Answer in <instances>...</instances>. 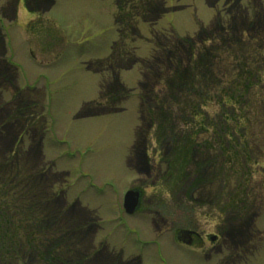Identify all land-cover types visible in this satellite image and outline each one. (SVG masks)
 Returning a JSON list of instances; mask_svg holds the SVG:
<instances>
[{
    "label": "rangeland",
    "instance_id": "rangeland-1",
    "mask_svg": "<svg viewBox=\"0 0 264 264\" xmlns=\"http://www.w3.org/2000/svg\"><path fill=\"white\" fill-rule=\"evenodd\" d=\"M160 3L148 0V17H134L139 33L124 50L139 59L165 53L171 66L177 53L183 65L174 76L177 89L184 88L191 69V88L196 78L197 85L203 81L200 73L207 74L209 58L203 45L221 30L244 36L264 30V0H166L164 14ZM14 4L0 0V187L2 181L15 187L12 195L0 189V219L12 220L15 228L21 223L32 245L9 240L0 246L10 253L6 264H264V213L252 227L248 219L240 226L225 214L222 224L231 248L220 254L210 252L207 242L199 247L174 240L176 228L214 233L218 212L201 202L215 207L236 192L226 185L225 159L214 160L211 128L196 139L209 143L211 151L196 155L191 149L190 136L200 130L191 129L182 102L177 104L179 96L169 95L168 87L158 91L164 88V82L155 84L160 64H140V71L137 64L113 68V78L117 72L133 91L123 98L108 96L112 72L107 65L121 58L113 54L121 45L115 48V0H19L17 12ZM125 61L126 68L134 63ZM142 78L148 88L154 85L159 104L166 103L150 131L147 120L141 123L140 143L148 138L149 164L155 170L151 162L160 161L157 143L168 144L161 157L168 154L169 168L163 164L162 171L169 177L148 185L145 204L127 215L123 196L137 176L126 161L133 159L136 86ZM141 103L147 112V99ZM105 104L107 112L115 107L114 112L96 110ZM186 147L179 164L178 153ZM215 175L218 182L211 184ZM249 179L262 180L255 173ZM252 194L263 210L264 189ZM26 217L28 224L22 223ZM6 229L0 222V235Z\"/></svg>",
    "mask_w": 264,
    "mask_h": 264
},
{
    "label": "trees",
    "instance_id": "trees-1",
    "mask_svg": "<svg viewBox=\"0 0 264 264\" xmlns=\"http://www.w3.org/2000/svg\"><path fill=\"white\" fill-rule=\"evenodd\" d=\"M118 18H120L119 9L116 14L117 22ZM130 21L134 24L133 20ZM227 33L222 31L211 38L207 45H203L202 50L209 56L208 63L205 64L207 74L200 73L203 81L197 85L196 78L192 88L193 70L191 69V77L184 88L182 89L181 85H178L177 89L174 76L178 67L183 66L182 57L177 53L172 56L180 62L178 66L176 61L171 66V58L168 56L166 60L165 53L152 56L145 64L153 62L160 64V77L155 79V84L159 85L160 82H164V88L158 91H163L168 87L169 95H175L176 98L179 96L180 100L177 104L182 102L183 112L190 118L191 129L200 130L190 136V147L196 155L211 151L209 143L196 142L197 137H203L205 129L211 128L213 133L210 137H213L216 147L214 160L219 162V157L225 159V168L223 169L225 182L229 188L233 187L236 192L235 195L228 194L224 211L239 212L252 206L253 202L249 201H256L257 198L254 197L253 192L264 189V30L249 32L245 36L243 33ZM121 34L124 37V34ZM162 66L166 71H162ZM166 73H168V77ZM168 78L171 79V83L169 80L168 82L165 80ZM150 95H146L150 102L149 107L151 105L152 108L156 107L154 110L156 114L161 111L166 101L160 105L161 101H157L158 97L154 94ZM150 111L152 110L150 109ZM141 114L143 113L141 112ZM157 116L159 119L158 114ZM152 117L155 115L150 116V118ZM184 149V152L178 153L179 164L187 156L188 148ZM230 165L233 167L232 173L231 170L229 171ZM215 166L218 168L219 163H215ZM254 173L256 179L260 176L262 180L251 181L249 178ZM217 179L218 177L215 175L210 183L215 184L218 182ZM4 183L5 181L1 182L0 189L2 188L12 195L15 187L12 189L10 182L9 184ZM202 190L200 192L203 195L204 189L202 188ZM10 199L12 204L13 201L15 203L12 196ZM13 206L15 207L14 204ZM15 213L17 214V212ZM15 213L13 216H16ZM0 222L5 229L7 228V234L0 235V246H5L9 240L19 242L23 246L32 245L31 237L24 231L21 223L16 228L13 224L11 229L12 220H5L4 217L0 219ZM22 223L28 224L29 218L26 217ZM4 236L8 238L5 239ZM9 254L8 250L0 251V263L6 264Z\"/></svg>",
    "mask_w": 264,
    "mask_h": 264
},
{
    "label": "flooded vegetation",
    "instance_id": "flooded-vegetation-1",
    "mask_svg": "<svg viewBox=\"0 0 264 264\" xmlns=\"http://www.w3.org/2000/svg\"><path fill=\"white\" fill-rule=\"evenodd\" d=\"M15 1L17 2L18 0H15ZM147 1L148 0H115V5L120 10V18H118V22H117L119 25L118 32L123 33L124 36H127L129 40H133L134 35L135 36L137 35V32L134 29V25L132 24L130 20H133L135 17V18H138V20L140 21V19L141 20L145 19V16L148 17L149 10L147 9V5H148ZM159 1H161L159 10H161L162 12H166V9H167L165 7L166 0H159ZM122 45H124V42H122ZM119 56L121 58L115 59L114 57L112 59L114 61L110 62L107 65L108 70H111L113 76H114L113 68H115L116 70L126 68L123 64L126 62L125 61L126 59L133 60V62L136 61L134 58L130 56H125L124 54L121 55L119 53ZM105 88L110 98L112 97L118 98L119 96L127 92L126 87L117 78L108 80ZM136 89L139 90V93H140V89L146 91L148 89V85H146L144 82L140 83L139 81V83L136 86ZM149 91L151 92L154 91V87L151 86ZM150 109L155 110L156 107L152 108V105H151ZM97 110L99 111V109ZM139 114H140V111H139ZM139 122H140V115H139ZM151 125L152 124L149 123L148 129L151 128ZM135 133H136L135 140L130 149V151H132L131 155L133 156V159H128L130 157L129 155V157L127 158L128 160L126 161V164H127V167L131 171H133L137 176V178L132 182L129 189L138 192L139 203H138L137 211H139L140 206L145 204V199H144L145 188L148 185H151V184L154 185V183L156 182V179L158 180L160 179L162 182L164 180H167V177H169L167 175V172L165 170H164L165 172L162 171V168H161L163 164H165V167L169 166V162L166 161V159L168 158L167 156L168 154L165 156V158H162L165 154L163 153L161 154V152L164 149H169V148H168L167 143H165L167 147H165L164 145H161L160 141L157 143L160 149L158 150L159 151L158 159H160V161L158 163L154 161L151 162V164L157 166L155 170L149 164L150 157L148 155V149H147L148 138L147 139L142 138V141L140 143V123ZM203 202L206 206L209 205L208 207L213 208L212 204H210L209 201H202L201 203ZM215 207L218 212L217 217H216V220H218V222H216L217 223V228L215 229L216 231L212 234L205 235L203 231H197V229L195 228L187 229L189 231H192V234L187 236L186 238L187 240L186 239L185 240L186 241L189 240L191 245L196 244L199 247H203V245L207 242L209 246L208 249L210 252L220 254L223 251V249H226L227 251L230 250L231 245L229 244L228 238L226 237V234L224 233V228H223V224L225 225V220L224 222L222 221V219H225V217H223V212H222L224 209V203L217 202ZM227 215H230L232 218H234L235 222L239 224L240 226L243 225V222L248 219L249 223H247V225H249V227L253 226L254 218L257 217L256 212H253L252 214L249 213V215L247 214V212L246 213L245 212L244 213H240V212L228 213ZM180 230L181 228H176L174 229V233L177 234L178 231ZM248 243L249 241L247 242V244Z\"/></svg>",
    "mask_w": 264,
    "mask_h": 264
},
{
    "label": "water",
    "instance_id": "water-1",
    "mask_svg": "<svg viewBox=\"0 0 264 264\" xmlns=\"http://www.w3.org/2000/svg\"><path fill=\"white\" fill-rule=\"evenodd\" d=\"M138 192L128 191L124 196L123 208L127 214H132L138 206ZM184 238L188 233H183ZM178 238L180 236L178 235ZM189 243V242H187Z\"/></svg>",
    "mask_w": 264,
    "mask_h": 264
}]
</instances>
